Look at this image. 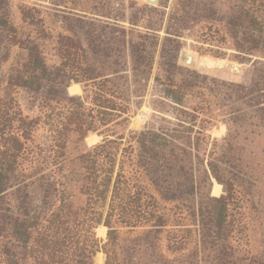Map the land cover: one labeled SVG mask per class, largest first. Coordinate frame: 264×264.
I'll list each match as a JSON object with an SVG mask.
<instances>
[{
  "label": "trees",
  "instance_id": "16d2710c",
  "mask_svg": "<svg viewBox=\"0 0 264 264\" xmlns=\"http://www.w3.org/2000/svg\"><path fill=\"white\" fill-rule=\"evenodd\" d=\"M116 1L74 0L64 8L67 33L56 39L58 64L48 65L40 41L51 35L40 11L21 7L16 25L9 0H0V65L17 49L0 82V264H94L100 251L104 264H264V249L250 252L246 216L250 204L264 233V16L255 0L225 13L235 49L263 58L249 82L195 72L178 81V47L171 46L153 80L175 122L128 139L113 126L128 122L132 97L138 107L147 90L158 20L140 32L144 12L155 10ZM194 1L179 0L170 42L192 14L216 19L214 4L229 0H198V9ZM201 80L218 100L226 128L220 141H207L210 121L199 116L208 108L186 105ZM74 84L81 95L68 93ZM17 90L37 97V116L24 115ZM40 126L46 135L35 144ZM91 133L101 141L70 158L71 136L82 142ZM213 181L222 185L220 196Z\"/></svg>",
  "mask_w": 264,
  "mask_h": 264
},
{
  "label": "rangeland",
  "instance_id": "374dc122",
  "mask_svg": "<svg viewBox=\"0 0 264 264\" xmlns=\"http://www.w3.org/2000/svg\"><path fill=\"white\" fill-rule=\"evenodd\" d=\"M136 2L138 6H147L154 12L145 11L143 19L138 24V30L144 32L147 20H158V38L159 42L157 45L156 55L153 63L151 79L147 86V90L144 94L143 99L138 107L133 104V101L138 100L132 97V101L129 103V110L127 116L128 122L126 124H115L113 129L119 134H124L125 138L131 132H139L145 128L150 127H169L175 122V113L172 110L173 105L167 100L161 98L162 94L154 83V78L157 75H162L163 69L165 68L164 61L160 58V55L166 54L171 46L178 47L177 50V65L182 68L179 74L176 75V80H181L182 77L195 72L200 76L208 78H214L216 80H222L231 83L247 84L250 80L253 65L257 61H262L260 53L253 52L251 54H242L238 52L235 47L231 35L229 33L228 25L225 20L227 12L231 9H239L243 6L242 0H229L228 2H222L220 4H214L212 10L219 9L220 12L214 16L216 19H205L198 12L196 15L192 14L191 19L186 21L185 29L176 31L179 37L174 39L175 42H170L168 38L173 36L168 33H173L177 26L172 25L170 18L172 16L180 15V2L179 0H160L156 6L147 4L143 0H117L116 2L124 4L125 6ZM11 6V20L14 24H20V8L21 7H35L37 8L41 16L44 18L45 26L50 33L51 37L47 40L40 41V47L45 62L48 65L58 64V57L56 52V39L58 34H66L67 31L62 21V16L65 15L63 12L64 8H74V0H9ZM59 4V5H54ZM193 7L198 9L202 6L198 3V0L193 2ZM255 6L259 10V14L264 16V0H255ZM203 16V15H202ZM128 27V24H124ZM174 26V27H170ZM64 27V28H63ZM184 51L194 55V65L188 66L180 62V54ZM17 55V49L15 47L10 48V56L7 61L0 65V82L3 86L5 79L8 76L9 68L14 62ZM224 66L222 70H216L215 67ZM233 65L241 69L240 73H234L229 70V66ZM215 72H221L222 75H216ZM223 72H229L224 74ZM202 83L193 90V96L186 99V105L188 107H206L208 110L204 111L199 117L201 120L210 121V125L207 127V141L211 142L213 139L220 141L225 137L226 128L223 123V117L221 110L218 106V100L208 90V82L201 80ZM77 85L80 92L72 94L70 87L68 93L70 95H81L82 88L79 84ZM1 94V92H0ZM20 108L24 115L29 117H35L39 114L38 99L37 97L31 96L22 90H17L14 94ZM46 132L41 126L37 128L34 133L33 143L41 144ZM101 141L95 133L89 134L84 141L76 142V136H71V142L68 145V154L70 158H73L85 151L91 146ZM126 140H124V143ZM218 184L213 181L212 193L214 186ZM219 185L220 196L223 193L222 185ZM76 197L74 198V206L80 207L82 205L83 198L76 190ZM247 225L249 233V249L252 255L260 256L264 249V233L263 224L260 215L251 208L250 204H247L246 208ZM102 227V226H100ZM99 227V228H100ZM99 228L96 230L98 239L105 241L106 232L104 236L98 235ZM98 254H101L102 263L105 262V255L100 251L96 254L94 264H98Z\"/></svg>",
  "mask_w": 264,
  "mask_h": 264
},
{
  "label": "water",
  "instance_id": "95a60500",
  "mask_svg": "<svg viewBox=\"0 0 264 264\" xmlns=\"http://www.w3.org/2000/svg\"><path fill=\"white\" fill-rule=\"evenodd\" d=\"M143 1H145L147 4L156 6L160 0H143ZM180 62H182L188 66H192V65H194V55H192L191 53H186V52L182 51L180 54ZM227 66H229V65H227ZM223 68H224V66H219V65H217L215 67L216 70H222ZM228 68L230 71H232L234 73H240L241 72L240 68H238V67L233 68V65H230Z\"/></svg>",
  "mask_w": 264,
  "mask_h": 264
},
{
  "label": "bare ground",
  "instance_id": "6f19581e",
  "mask_svg": "<svg viewBox=\"0 0 264 264\" xmlns=\"http://www.w3.org/2000/svg\"><path fill=\"white\" fill-rule=\"evenodd\" d=\"M69 90H70V92L72 94L77 93V92H80V89H79V87L77 85H72ZM218 193H219V185L216 184L214 186V189H213V194L214 195H218ZM99 230L100 231L98 232V235L104 236L105 235V232H106V228L105 227H100ZM98 260H99L98 261V264H101L102 263L101 254H98Z\"/></svg>",
  "mask_w": 264,
  "mask_h": 264
}]
</instances>
